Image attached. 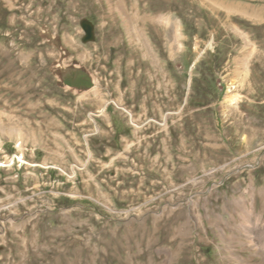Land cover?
Here are the masks:
<instances>
[{
    "label": "rangeland",
    "instance_id": "1",
    "mask_svg": "<svg viewBox=\"0 0 264 264\" xmlns=\"http://www.w3.org/2000/svg\"><path fill=\"white\" fill-rule=\"evenodd\" d=\"M0 264H264V25L0 0Z\"/></svg>",
    "mask_w": 264,
    "mask_h": 264
},
{
    "label": "crops",
    "instance_id": "2",
    "mask_svg": "<svg viewBox=\"0 0 264 264\" xmlns=\"http://www.w3.org/2000/svg\"><path fill=\"white\" fill-rule=\"evenodd\" d=\"M231 16L264 25V0H226Z\"/></svg>",
    "mask_w": 264,
    "mask_h": 264
},
{
    "label": "water",
    "instance_id": "3",
    "mask_svg": "<svg viewBox=\"0 0 264 264\" xmlns=\"http://www.w3.org/2000/svg\"><path fill=\"white\" fill-rule=\"evenodd\" d=\"M83 27L86 30L87 34H88L87 38L90 37L91 36V33H92V26L90 25V23H88L86 21L83 22Z\"/></svg>",
    "mask_w": 264,
    "mask_h": 264
},
{
    "label": "bare ground",
    "instance_id": "4",
    "mask_svg": "<svg viewBox=\"0 0 264 264\" xmlns=\"http://www.w3.org/2000/svg\"><path fill=\"white\" fill-rule=\"evenodd\" d=\"M146 4V3H145ZM79 9V8H78ZM100 111H104V108L102 109V110H100Z\"/></svg>",
    "mask_w": 264,
    "mask_h": 264
}]
</instances>
